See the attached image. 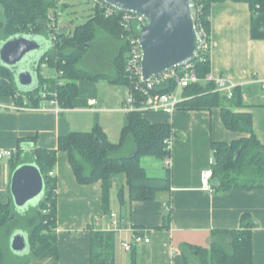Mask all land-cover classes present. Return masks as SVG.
Returning <instances> with one entry per match:
<instances>
[{
	"label": "crops",
	"instance_id": "crops-1",
	"mask_svg": "<svg viewBox=\"0 0 264 264\" xmlns=\"http://www.w3.org/2000/svg\"><path fill=\"white\" fill-rule=\"evenodd\" d=\"M107 47L114 58L118 45L109 41ZM211 62L215 76L226 75L241 86L248 107L240 112L252 115L254 132L264 145V40L251 38V11L247 3L224 1L212 5ZM41 72L46 81L56 83L53 67L41 69L40 75ZM114 73L115 68L112 74L96 72ZM76 82L78 97L72 107L64 108L61 113L36 110L35 105L27 110H14V106L30 105L29 100L0 96V104L9 107L0 109V149L12 150L14 156L18 151L30 154L36 148L57 150L60 137L73 132H91L97 125L112 144H118L128 115L123 111V104L130 94L129 88L103 78ZM92 100L96 101L95 105L89 104ZM144 117L152 124H172L175 133L172 187L149 202H130L125 188V202L121 204L116 183L110 210L133 226L148 230L151 242L134 247V254L127 253L121 243L129 239V234L114 233L115 264H131L133 256L136 264H189L181 246L210 250L213 231L240 229L244 215H249L256 224L252 231L253 264H264V189L226 192L202 189L201 175L211 167L213 159L212 143H230L246 135L227 130L220 109H178L173 115L150 113ZM29 143L33 146L25 145ZM14 156L0 160V204L13 202L10 186ZM141 166L150 178L166 176L164 160L143 157ZM53 171L59 264H91V228L95 220L105 219L102 184H79L68 154L63 151L58 152ZM169 201L171 212L167 221ZM191 261L199 264L194 255Z\"/></svg>",
	"mask_w": 264,
	"mask_h": 264
},
{
	"label": "trees",
	"instance_id": "trees-1",
	"mask_svg": "<svg viewBox=\"0 0 264 264\" xmlns=\"http://www.w3.org/2000/svg\"><path fill=\"white\" fill-rule=\"evenodd\" d=\"M224 1L247 3L251 11V38L264 40V0H197L198 22L203 26L210 43L209 49L201 51L195 60L197 75L201 79L212 72L211 8L214 3ZM58 4L59 0H0V43L17 35L42 36L51 40V49L39 63V86L49 83L57 91L63 108L73 106L79 93L76 81L82 79L96 81L103 78L112 84L131 88L126 73L127 46L122 40L124 31L119 16L105 17L95 7L94 16L71 32L57 29ZM53 35L56 41L52 39ZM101 36L113 45H118L113 58V75L90 73L85 67V56ZM42 63L63 72L61 85L50 83L40 75ZM173 87L174 84L170 90ZM215 89L213 83H198L185 88L183 95L186 100L178 108L193 111L220 109L225 128L246 135L230 143H212L216 161L213 179L220 182L214 185V189L217 192L264 189V145L254 132L252 115L240 112L248 107L244 102L243 91L237 87L233 98L229 100L214 92ZM17 91L14 73L0 65V96L16 98ZM168 91L166 88L160 90ZM27 95L29 104L37 106L35 93ZM174 136L171 123L152 124L143 114L132 112L127 115L118 144H112L97 125L91 132H73L60 137L57 150L36 148L27 155L18 151L13 158V169L26 162L35 163L45 178L46 195L38 207L24 215L14 211L13 202L0 204V263L59 264L56 180L49 176L57 163L58 152L68 154L79 184L101 182L103 217H107L112 212L111 194L116 183L121 204L125 202V188L130 202L154 201L158 194L171 190L172 165H167L166 161L172 160L173 150L168 148L166 141ZM143 157L164 160L165 178L148 177L141 166ZM167 206L169 221L170 201ZM255 227L252 218L244 215L240 229L213 231L210 250L183 245L181 252L189 264H192L193 255L199 264H253L252 231ZM16 231L28 235L29 251L26 254L20 255L11 250V238ZM115 248L114 233L92 231L91 264H115ZM135 250L133 248L131 252L134 254ZM131 264H136L134 256Z\"/></svg>",
	"mask_w": 264,
	"mask_h": 264
},
{
	"label": "water",
	"instance_id": "water-1",
	"mask_svg": "<svg viewBox=\"0 0 264 264\" xmlns=\"http://www.w3.org/2000/svg\"><path fill=\"white\" fill-rule=\"evenodd\" d=\"M103 1L119 11L144 17L145 24L138 30L145 80L192 62L200 53L203 39L197 29L195 0ZM51 47V40L30 35H17L0 43V65L14 73L19 93L27 95L38 90L39 63ZM212 184L220 182L214 179ZM10 192L13 204L22 209V215L29 211L26 207L30 202L43 196L45 178L35 163H23L13 171ZM10 247L17 254L28 253L27 233L16 231Z\"/></svg>",
	"mask_w": 264,
	"mask_h": 264
},
{
	"label": "built area",
	"instance_id": "built-area-1",
	"mask_svg": "<svg viewBox=\"0 0 264 264\" xmlns=\"http://www.w3.org/2000/svg\"><path fill=\"white\" fill-rule=\"evenodd\" d=\"M95 7L105 17H112L114 15L119 16L120 25L124 31L122 40L126 43L127 54H126V73L131 82L130 94L125 98L123 104V111L127 114L132 112H138L143 115L150 113H166L173 115L179 108L182 102L186 100L183 95L185 88L190 87L193 84H205L213 83L216 87L214 92L220 93L227 99H232L234 90L237 87H241L235 83L231 78L226 75L215 76L212 72L207 74L205 78L201 79L197 75L195 59L192 62L180 65L171 70L165 71L159 75L153 76L150 79L145 80L143 77V52L139 42V27L145 24L143 16L138 14H132L122 12L114 7L106 4L103 0H92ZM197 0H195L196 2ZM197 5V2H196ZM198 10V8H197ZM199 12V10H198ZM58 29V27H57ZM197 29L203 39V46L201 51L206 52L210 43L208 41L207 34L201 24L198 22L197 13ZM52 39L56 41V36L53 35ZM199 56V54H198ZM197 56V57H198ZM47 63L41 64V69L48 67ZM46 80L47 77L43 75ZM63 76L62 71H56L54 81L56 85H61ZM263 86H264V82ZM174 87L170 90L172 85ZM166 88L168 92H160L161 89ZM34 98L38 100V105L35 106L36 110L42 111H53L61 113L63 107L58 99V93L55 89L49 87L48 84L39 86L36 90ZM16 99L20 98L26 102L30 99L28 95L19 94L15 95ZM90 105H95L96 101L92 100L89 102ZM9 108L5 104H0V109ZM32 108V105H20L14 106V110H27ZM173 137L169 138L166 143L168 148H172ZM15 152L7 149H0V160L4 158H12ZM167 165H172V160L166 161ZM216 164L215 156L213 153V159L211 161V167L205 170L201 175L202 189L207 192H215L214 185L212 184L213 179V166ZM50 177L55 178V172L49 173ZM92 231H101L106 233H128L129 239L123 240L121 246L123 250L130 253L134 247L141 246L143 244H149L151 242L150 233L148 230L133 226L127 222L118 213L111 212L105 219H97L94 221Z\"/></svg>",
	"mask_w": 264,
	"mask_h": 264
},
{
	"label": "rangeland",
	"instance_id": "rangeland-1",
	"mask_svg": "<svg viewBox=\"0 0 264 264\" xmlns=\"http://www.w3.org/2000/svg\"><path fill=\"white\" fill-rule=\"evenodd\" d=\"M58 5L57 25L59 29H65L66 31H74L76 27L86 24L95 14V4L92 0H59ZM64 5L67 6L64 7ZM108 42L105 37L101 36L97 39L93 49L87 53V57L85 56V67L90 73H113V57L107 47ZM45 195L46 190L43 196L30 202L26 209L30 210L38 207ZM13 209L16 213H20L22 210L14 204Z\"/></svg>",
	"mask_w": 264,
	"mask_h": 264
}]
</instances>
